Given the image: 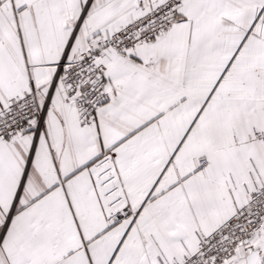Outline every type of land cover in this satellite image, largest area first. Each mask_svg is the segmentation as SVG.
I'll use <instances>...</instances> for the list:
<instances>
[{
  "label": "snow or ice",
  "instance_id": "snow-or-ice-1",
  "mask_svg": "<svg viewBox=\"0 0 264 264\" xmlns=\"http://www.w3.org/2000/svg\"><path fill=\"white\" fill-rule=\"evenodd\" d=\"M0 264H264V0H0Z\"/></svg>",
  "mask_w": 264,
  "mask_h": 264
}]
</instances>
